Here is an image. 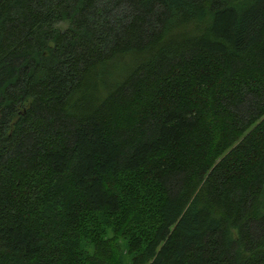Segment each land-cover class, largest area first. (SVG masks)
<instances>
[{"label": "trees", "instance_id": "16d2710c", "mask_svg": "<svg viewBox=\"0 0 264 264\" xmlns=\"http://www.w3.org/2000/svg\"><path fill=\"white\" fill-rule=\"evenodd\" d=\"M0 264H264V0H0Z\"/></svg>", "mask_w": 264, "mask_h": 264}]
</instances>
